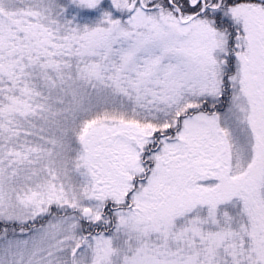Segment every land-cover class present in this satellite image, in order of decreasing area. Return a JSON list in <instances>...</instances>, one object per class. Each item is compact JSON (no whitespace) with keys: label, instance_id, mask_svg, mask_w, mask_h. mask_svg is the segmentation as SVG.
Wrapping results in <instances>:
<instances>
[{"label":"snow or ice","instance_id":"6c2138e0","mask_svg":"<svg viewBox=\"0 0 264 264\" xmlns=\"http://www.w3.org/2000/svg\"><path fill=\"white\" fill-rule=\"evenodd\" d=\"M0 264H264V0H0Z\"/></svg>","mask_w":264,"mask_h":264}]
</instances>
